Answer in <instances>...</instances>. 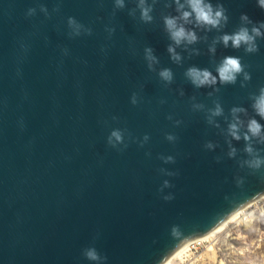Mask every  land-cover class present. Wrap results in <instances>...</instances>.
<instances>
[{
	"label": "water",
	"instance_id": "95a60500",
	"mask_svg": "<svg viewBox=\"0 0 264 264\" xmlns=\"http://www.w3.org/2000/svg\"><path fill=\"white\" fill-rule=\"evenodd\" d=\"M211 2L227 9V26L196 28L207 40L189 46L198 55L178 47L183 63L177 65L162 20L177 15L174 3L166 7L170 0H156L151 23L140 20L137 0H125L122 9L114 0H0V264H94L83 255L90 246L107 257L104 264H166L188 242L264 197V169L241 166L248 158L243 139L231 140L237 154L229 158L226 135L233 106L248 110L240 114L245 122L255 116L249 94L264 85V38H257L256 53L219 43L214 55L208 51L216 36L240 26L242 13L258 24L264 9L257 0ZM70 17L83 26L79 36L71 35ZM108 29L115 30L111 36ZM148 46L157 70L174 72L168 87L148 70ZM228 55L248 65L246 87L238 79L218 84L216 93L185 79L191 65L215 74ZM133 92L137 105L130 102ZM217 98L225 113L215 118L219 128L191 109L193 102L214 107ZM116 128L126 129L122 151L107 142ZM146 133L150 139L141 147ZM166 133L178 139L169 142ZM208 141L213 149L204 148ZM254 147L264 155V145ZM169 155L175 163L160 159ZM164 180L172 187L160 191ZM169 194L173 199L165 200Z\"/></svg>",
	"mask_w": 264,
	"mask_h": 264
},
{
	"label": "clouds",
	"instance_id": "9594fccd",
	"mask_svg": "<svg viewBox=\"0 0 264 264\" xmlns=\"http://www.w3.org/2000/svg\"><path fill=\"white\" fill-rule=\"evenodd\" d=\"M116 8H124L125 0H114ZM156 0H153V4L147 3V0H137V7L140 10V20L144 23H151L154 19L153 5ZM175 4V11L177 15H164L162 17L164 31L167 33L168 39L171 43L167 46V52L169 53L170 59L173 63L181 65L183 63V57L180 52L177 51L178 47H183L189 52V55L199 54V49L190 48L189 46L195 45L200 42L201 39L207 40V36L203 38L198 36L195 31L196 28L202 29L206 32H211L213 30L221 32L229 22V16L227 14V9L220 2L215 5L211 0H170V3L166 4V7H171ZM257 4L261 9H264V0H257ZM46 11V10H45ZM35 9H29L28 15L34 14ZM130 15H134V11L130 12ZM240 26L233 32H222V34L216 36L212 43L209 45L208 51L213 55L216 52V45L222 44L225 48L231 47L233 49H243L246 54L256 53L259 51V46L257 43V38H264V21L258 24L254 23L252 19L246 14L242 13L240 15ZM69 26L72 28L71 35L79 36L81 34L80 24H77L75 19L69 18ZM192 25V27H187ZM251 25V27H249ZM87 34H91L92 30L86 29ZM114 29H108L109 36L114 32ZM144 59L147 62V67L150 72L157 74L159 80L163 83L165 87H168L174 82V72L169 67H163L157 70L155 67L159 64L158 57L154 54L152 47L148 46L144 49ZM248 65L242 62V57L228 55L224 56L219 63L215 65V74L213 71L207 67H198L196 65H191L187 67L184 71L185 79L196 89L201 88H213V91L218 93L220 91L219 85H235L239 79L240 87L244 88L247 86V82L251 80V73L247 71ZM242 77V79H241ZM183 94V93H181ZM209 96L213 93L209 92ZM249 99L251 101V108L255 113V116H251L245 122L241 119L240 114L243 113L247 115V109L242 106H233L230 111L231 119L228 120V125L226 129V135L231 137L228 140L229 151L227 155L229 158H234L237 154L236 148L231 146V140L240 141L243 139L245 142L243 152L248 157L247 159L241 161V166H247L252 169L253 172L260 171L264 169V155L261 154V150L254 147V144L264 145V124H261L259 120L255 117L259 116L264 119V85L260 86L258 92L250 93ZM191 101H195L196 97L190 98ZM130 102L133 105L140 103V98L138 93L133 92L130 98ZM160 103H165L162 99ZM214 107L205 108L203 103H191L192 111H204L205 119L208 124L219 128V124L216 122V117L224 116V108L222 107L219 99L213 101ZM172 120V115L167 117ZM113 119H117L113 117ZM228 119V117H225ZM182 123L181 120H175L174 124L179 126ZM125 130L116 128L113 129L109 136L107 137L108 144L117 148V150L122 151L128 145L125 142ZM130 135V134H129ZM165 138L169 142H175L178 137L173 133H166ZM150 139L149 135L146 133L143 136V140L140 146L143 147L144 143ZM123 145V148L119 146ZM215 145L208 141L204 144V148L213 149ZM146 155H151V153H146ZM161 160L164 163H175V157L172 155L161 156ZM217 162L220 158H216ZM166 175L174 176L178 173L167 171L166 169H161ZM262 178H264V173H262ZM243 179L237 180V184H242ZM165 187H172L168 180L163 181V185L160 191H163ZM165 200L173 199L171 194L163 197ZM173 234L178 235V227H173ZM83 255L85 258L94 264H104L107 257L101 255L94 246L86 247L83 250Z\"/></svg>",
	"mask_w": 264,
	"mask_h": 264
},
{
	"label": "rangeland",
	"instance_id": "374dc122",
	"mask_svg": "<svg viewBox=\"0 0 264 264\" xmlns=\"http://www.w3.org/2000/svg\"><path fill=\"white\" fill-rule=\"evenodd\" d=\"M184 256L183 262L172 264H264V198L244 208L236 223L206 243L191 245Z\"/></svg>",
	"mask_w": 264,
	"mask_h": 264
},
{
	"label": "bare ground",
	"instance_id": "6f19581e",
	"mask_svg": "<svg viewBox=\"0 0 264 264\" xmlns=\"http://www.w3.org/2000/svg\"><path fill=\"white\" fill-rule=\"evenodd\" d=\"M264 198V197H262ZM262 198H260L259 200H261ZM258 200V201H259ZM241 211H238L236 212L233 216H231L228 220H226L223 224H221L219 227H217L215 230H213L211 233L207 234L206 236L204 237H201L199 239H196V240H193V241H190L188 242L178 253H176L166 264H172V263H175L177 261H181L183 262L184 261V255L187 254V252L189 251V248L191 245L195 244V243H198V244H204L208 241V239L210 237H212L213 235L217 234V233H220L222 232L223 230H225L227 227H229V225L233 224V223H236V221L238 219H240V214H241ZM248 220V219H247ZM243 221V220H241ZM243 222H246V220H244Z\"/></svg>",
	"mask_w": 264,
	"mask_h": 264
}]
</instances>
